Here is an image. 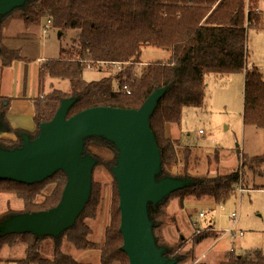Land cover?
Instances as JSON below:
<instances>
[{
  "label": "trees",
  "instance_id": "trees-1",
  "mask_svg": "<svg viewBox=\"0 0 264 264\" xmlns=\"http://www.w3.org/2000/svg\"><path fill=\"white\" fill-rule=\"evenodd\" d=\"M259 2L25 0L22 6L0 15V71L23 59L19 49L6 44V29L12 19H20L27 25H39L44 20L46 30L51 28L62 35L75 29L78 34L68 48L60 49L57 59L42 61L38 68L37 94L31 100L34 131L11 126L7 116L11 98L0 95V149L21 148L23 135L34 140L41 125L53 118L64 100H72L66 115L70 117L98 106L139 109L153 92L164 89L149 117L160 152V167L155 178L157 181L170 178L184 183L157 203H148L147 213L156 246L165 249L162 256L171 257L175 264H182L189 258L192 263L196 258L191 250L177 251L180 242L175 247H167L161 241L162 227L175 222V215L168 213L169 204L177 200L182 210L186 201H211L215 206L226 204L239 184L242 189H248L244 169L255 170L264 162V155L250 157L239 150L236 168L219 174L220 148H215L211 160L216 174L210 176V152L205 155L206 159L201 158L195 146L184 144L180 138L168 137L166 126L173 124L180 128L185 108H202L207 76L243 72V124L264 129V77L255 65L248 68L246 47L247 31L250 28L264 29ZM148 46L169 51V60L151 62L140 68L142 48ZM85 69L105 72L106 75L89 82L83 76ZM45 78L67 81L68 89H53L43 94ZM90 141L118 152L114 143L106 138L92 135L84 139L83 155L93 157L96 163L92 169L90 195L82 212L72 226L57 236L0 232V249L16 245L23 247L24 255L15 260V264H80L63 250L64 239L76 250L98 251L99 264H130L121 248L119 194L114 179L103 241L97 243L89 238L92 228L87 220L97 218L102 203V185L95 180L96 170L103 166L112 176L111 168L117 159V155L112 158L111 154L108 159L101 157L99 151L107 149L99 146H95L98 155L93 154L88 147ZM202 164H207L208 168H202ZM66 182L63 171L31 185L0 180V194L13 193L22 201V210L8 208L0 213V226L13 216L55 207L61 200ZM252 253L255 254L253 259L251 253L237 255L231 249L219 252L215 263L199 261L196 264H264V254L259 250Z\"/></svg>",
  "mask_w": 264,
  "mask_h": 264
},
{
  "label": "rangeland",
  "instance_id": "rangeland-1",
  "mask_svg": "<svg viewBox=\"0 0 264 264\" xmlns=\"http://www.w3.org/2000/svg\"><path fill=\"white\" fill-rule=\"evenodd\" d=\"M259 11L264 19V0L259 2ZM14 20L20 21L18 23L21 24L17 28L16 22L9 23L8 30L13 31V33H10L9 37L6 36V44L8 47L21 51L23 62L37 66L41 65V59L46 61L58 58L60 49L68 48L73 38L78 34L75 29H69L62 35L61 32L51 28L46 30L44 20L39 25H27L20 19H12L10 22ZM246 47L248 68L255 65L264 77L263 28H250L247 31ZM170 56V52L167 50L149 46L144 47L140 56V68L151 62L160 61L165 63ZM105 75V72H98L93 69H85L83 73L84 79L89 82L99 80ZM53 89L66 91L68 83L67 81L45 78L42 93L47 94ZM6 97L11 98L10 95H6ZM243 102V72L223 76L210 75L206 78V96L202 108H185L180 128L174 125L177 129H173V136L176 138L181 134L178 139L181 137L185 144L195 146L201 158L206 159L205 155L210 152L209 160L211 162L209 161V170L211 169V172L208 173L210 176H215L216 174L211 160L215 148H220L219 174L228 173L236 168L237 152L239 150L250 157L264 155V129L243 124ZM199 129L204 134H199ZM93 136L106 138L102 135ZM110 141L113 142L112 140ZM114 145L116 146L115 143ZM95 146L102 147L110 152L106 150L99 151L101 157L108 159L107 157L111 154L112 158L117 155L118 159L119 149L117 146L118 152L109 147L100 146L96 142L91 144L90 141L88 147L95 155H98ZM82 151L84 152V140ZM82 156L89 155H83L82 153ZM89 157L94 160L95 165L96 160L91 156ZM117 159L116 165L111 168L112 176L103 166H99L95 173V180L102 185V203L99 208L101 212L99 210L97 218L95 220H87V223L92 228V234L89 238L93 242L101 243L103 241L104 228L109 219V203L113 179L117 185L113 172V169L117 166ZM201 167L208 168V165L204 166L202 164ZM244 170L246 171L248 189H242L241 184H239L234 191V195L226 204L222 205L224 209H221V206L214 205L215 207H212L211 201H209L211 203L195 200L186 201L184 203L186 210L179 208L177 200H173L172 204H169L168 213L175 215V222L172 224L169 222V224L162 227L161 241L167 247H175L180 242L182 248L179 247L177 251L181 253L191 250L192 256L196 260L191 263L189 258L182 264H196L199 261L215 263L219 252L229 251L232 248L235 250V254L244 255L251 253V259L255 257V254L250 251L259 250L264 254V162L260 166L255 167V170H249L247 167ZM256 186L258 187L256 188ZM8 208L16 211L22 210V201L13 193H2L0 194V213ZM200 212L205 213L203 219L198 216ZM232 212L238 215L236 224H233L230 218ZM180 220H182L181 225L179 224ZM197 220L200 222H196ZM206 220L213 221L214 226L220 229H232L234 236H232V233L213 232ZM219 237L221 238L218 239ZM62 246L63 250L80 264H99V252L96 250H76L65 239ZM164 250L162 248V254ZM23 255L22 246L4 247L0 249V264H15V260L22 258ZM166 259L175 262L171 257H166Z\"/></svg>",
  "mask_w": 264,
  "mask_h": 264
},
{
  "label": "water",
  "instance_id": "water-1",
  "mask_svg": "<svg viewBox=\"0 0 264 264\" xmlns=\"http://www.w3.org/2000/svg\"><path fill=\"white\" fill-rule=\"evenodd\" d=\"M25 0H0V14L22 6ZM164 89L153 92L139 109L91 107L70 117L72 100H64L53 118L41 125L34 140L23 136L15 150L0 149V180L31 185L63 171L67 182L60 202L53 208L13 216L0 226L1 234L30 232L59 235L73 225L88 201L94 160L82 156L83 140L102 135L119 149L117 181L122 250L130 264H175L155 245L148 203H157L183 181H157L160 152L149 125V117Z\"/></svg>",
  "mask_w": 264,
  "mask_h": 264
},
{
  "label": "crops",
  "instance_id": "crops-1",
  "mask_svg": "<svg viewBox=\"0 0 264 264\" xmlns=\"http://www.w3.org/2000/svg\"><path fill=\"white\" fill-rule=\"evenodd\" d=\"M13 22H16L17 28H19L21 23H18V22H20V21L14 20V21L10 22V24H12ZM10 33H13V31L8 30V27H7L6 36L9 37ZM15 36H16V34H15ZM55 59H57V58H55ZM50 60H54V59H50ZM40 61L42 62V59ZM43 61H45V60H43ZM38 68H39V65L37 66L35 64L28 63V62L25 63V62H23V60H21V61L15 62L11 67L5 68L3 71L0 72V95L1 96L10 95L12 98L7 116H8V120H9L11 126L15 129H23V130H27V131H34L35 130V125L33 122V111H34V109H33V105H32L31 100L37 94V72H38ZM173 129H177V127H175L173 124H167L166 134L170 138L178 139V137L181 134L175 138L172 134ZM199 131H202V130L199 129ZM199 131H198V133H199ZM202 133L204 134L203 131H202ZM202 133H199V134H202ZM180 139H181V137H180ZM204 202H209V201H204ZM209 203H211V202H209ZM212 207H215L213 203H212ZM172 209H174V208L172 207ZM184 210H186V209L184 208ZM202 211H204V210H202ZM200 213H203V217L199 216ZM200 213L198 214V216H199V218L203 219L205 216V213L204 212H200ZM181 222H182V220L179 221L180 225H181ZM196 222H200V221L197 220ZM206 222L212 231L222 232L221 230H225V229H220L217 226H214L215 224L213 223V221H207L206 220ZM226 229H230V228H226ZM240 234H242V233L240 232ZM232 236H234L233 232H232ZM221 237H219L218 239H220ZM223 252H225V251H223ZM250 252H253V251H250ZM237 254H239V253H237Z\"/></svg>",
  "mask_w": 264,
  "mask_h": 264
},
{
  "label": "built area",
  "instance_id": "built-area-1",
  "mask_svg": "<svg viewBox=\"0 0 264 264\" xmlns=\"http://www.w3.org/2000/svg\"><path fill=\"white\" fill-rule=\"evenodd\" d=\"M199 133H202V131H199ZM221 209H223V206H221ZM199 216L203 217V213H200ZM230 218L232 219L233 224L237 223V221H238L237 213L232 212L231 215H230ZM222 231L225 232V233H232L231 229H225V230H222Z\"/></svg>",
  "mask_w": 264,
  "mask_h": 264
}]
</instances>
